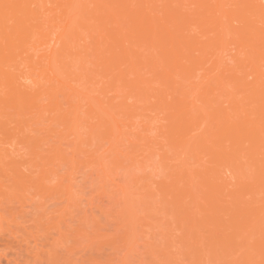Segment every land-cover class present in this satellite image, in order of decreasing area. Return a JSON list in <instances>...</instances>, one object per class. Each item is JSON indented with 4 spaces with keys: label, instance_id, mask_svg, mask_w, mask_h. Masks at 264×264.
Instances as JSON below:
<instances>
[{
    "label": "rangeland",
    "instance_id": "374dc122",
    "mask_svg": "<svg viewBox=\"0 0 264 264\" xmlns=\"http://www.w3.org/2000/svg\"><path fill=\"white\" fill-rule=\"evenodd\" d=\"M44 1L25 37L0 41V264H264V194L252 190L262 166L220 156L218 139L238 118L217 114L218 98L206 104V81L196 89L221 56L233 65V47L195 60L204 72L159 71L171 75L168 87L154 83L135 47L120 48L121 76L131 74L120 82L113 63L109 73L99 66L112 56L99 27L70 21L68 0ZM120 37L130 38L124 25ZM17 68L23 95L7 84ZM147 82L151 97H127ZM160 98L194 111L184 130L192 146L166 132L172 110Z\"/></svg>",
    "mask_w": 264,
    "mask_h": 264
},
{
    "label": "bare ground",
    "instance_id": "6f19581e",
    "mask_svg": "<svg viewBox=\"0 0 264 264\" xmlns=\"http://www.w3.org/2000/svg\"><path fill=\"white\" fill-rule=\"evenodd\" d=\"M152 3H157V7H151L154 5ZM45 4L44 0H0V20L3 17L5 21L12 22V27L8 30L0 22V32L10 36L8 40L1 38L0 41L4 43L8 41V46H12L15 38L25 37L36 25L31 26L25 22L31 13L30 10L40 11ZM63 8L64 14L75 11L70 21L82 16V25L90 28L91 32L98 33L99 27L101 44L111 40L112 56L108 59L110 64L104 59L99 66L104 73H109L113 63L112 69L116 68L117 72L116 74L111 72L110 77L120 82L131 75L121 76L124 74L120 67L125 64L119 58L115 60L113 54L120 48L127 54L135 47L136 51L133 52L137 59L143 58L145 66L152 69L154 83L168 87L169 82L164 79L171 78V75L164 77L165 74L158 73L159 71L177 67L185 69L188 65L190 68L194 67L195 73L199 70L195 60L203 57L204 62L208 64L209 59L219 53V50L232 46L234 58L237 59L233 65L228 66L226 58L221 56L223 59L220 57L212 69L205 72L199 70L204 73L196 89L201 91V85L203 86V82L206 81L202 89L205 91L206 104H210L211 98L213 100L218 98L224 108L220 107L217 114L220 112V116L227 118L231 113L238 118L235 129L224 132L225 134L219 137L220 144L217 150L223 151L220 156L226 161L230 157L254 158L256 167L262 166V171L256 175L252 190L254 195L264 194V0H68ZM108 24L114 27L108 29ZM123 25L128 30L129 40H121L120 31ZM203 38L205 40L201 42L199 39ZM95 40L96 44H99L96 37ZM99 49L100 46L98 51ZM153 68L158 69L155 71ZM213 72L216 74L212 78ZM16 73H10L7 84L15 94L23 95L25 86L19 80V78L22 80L20 76L22 72H19L18 78ZM185 75L182 74L180 77L183 78ZM196 78L197 75H194L188 81L193 82ZM153 81H150V84ZM122 88L126 89L127 85H123ZM128 88L127 97L139 100H146L154 92L153 88L147 86L137 90L134 95L137 88ZM159 93L162 94L160 91ZM161 101L159 104L165 103L164 105L166 107L169 105V110H172L169 111L171 127L166 132L171 130L174 142L180 144L182 148L192 146L190 143L192 138L188 139V143L186 137L189 134H184V130L189 123L187 119L194 117V111L192 110V113L189 109L185 111L184 107L179 108L178 104L173 106L167 102V98ZM208 109L210 107L206 106L203 110ZM218 178L216 182L220 179ZM226 185H223L224 188ZM210 188L216 192L215 188ZM222 188L219 186L220 192H224ZM235 207L228 206L227 209L233 208L231 212L239 214L241 210Z\"/></svg>",
    "mask_w": 264,
    "mask_h": 264
}]
</instances>
